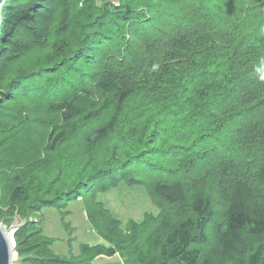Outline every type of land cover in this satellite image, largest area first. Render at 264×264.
<instances>
[{"label":"trees","instance_id":"16d2710c","mask_svg":"<svg viewBox=\"0 0 264 264\" xmlns=\"http://www.w3.org/2000/svg\"><path fill=\"white\" fill-rule=\"evenodd\" d=\"M0 35V221H22L24 263L118 254L123 264H264V0H4ZM86 48L102 57L83 71L81 104L13 93L37 69L76 66ZM90 80L111 95L94 98ZM42 103L57 120L40 115ZM101 113V125L79 132V116ZM213 156L225 169L204 188ZM109 168L113 188L145 178L131 185L146 187L159 212L123 221L107 209L90 181ZM216 193L226 211L204 250ZM79 197L104 242L65 256L37 213L64 217Z\"/></svg>","mask_w":264,"mask_h":264},{"label":"rangeland","instance_id":"374dc122","mask_svg":"<svg viewBox=\"0 0 264 264\" xmlns=\"http://www.w3.org/2000/svg\"><path fill=\"white\" fill-rule=\"evenodd\" d=\"M118 2V0H110ZM4 2V0H3ZM2 2V3H3ZM1 3V6H2ZM0 6V9H1ZM16 23L14 24V21L11 20V22L8 23L7 30L9 29V32H11L10 28H16ZM1 38V35H0ZM1 41V39H0ZM2 43L0 44L1 47ZM2 51H0V54ZM98 51H95V49H87L83 53V58L80 63L76 64L75 62H72L71 64H66V66L60 69L52 68H42L37 69L33 72H31L24 80H20L17 85H23V88H20V90L17 92V89H13V93L17 96L22 97V99L28 98L29 94H34L33 98L30 99H36L38 97L37 94H35V91H41L45 95H43V99L45 98H51L56 97L57 95H63L66 96L67 99L70 102H74L75 104H81V101L79 99V92H84V88H82V82L85 81V77L83 74V71L86 72H92L93 68H89L88 64L92 59L102 57L101 50L99 54H97ZM1 61V58H0ZM51 71V72H46ZM92 76V79H97L98 74L95 73L90 74ZM22 81V82H21ZM92 84H87V87H93V91L95 92L96 96L93 95L94 98L99 97L102 95L104 97L107 95L108 97L111 95V91H99L97 92V87L93 84L92 80H90ZM45 86V87H44ZM43 88V90L41 89ZM87 94V93H86ZM48 96V97H47ZM5 97V94H0V101L2 98ZM29 99V100H30ZM4 101V100H3ZM97 103H100L96 100ZM5 103V102H4ZM83 102L82 104H85ZM43 104V103H42ZM89 105V102L87 103ZM43 108L41 109L40 115H43L47 117L48 119L57 120L58 118L53 113V111L50 109V106L46 103L43 104ZM26 110H28V106H23ZM103 114L97 115L95 118H90L89 120L83 116L78 117V123H79V132L85 133L86 131H91L94 127L101 125L103 120H105ZM31 118V116H30ZM30 120V119H29ZM27 121V123L31 121ZM79 134H75V136L71 135V138L66 142L67 145H74L77 144V138ZM68 147V146H66ZM48 151L44 152L45 155H48ZM130 170H132L131 173L134 172L135 166L130 163L129 164ZM100 168L103 169V166ZM225 169V167L220 163L219 159H216L214 156L213 158H210V160H207L206 162V172H208L206 175L207 177L199 180V182H204L202 186L204 188H210L216 187L215 185L218 183L216 177L220 176V170ZM113 171V170H112ZM223 171V170H222ZM110 168L106 170L105 173H95L93 174V177H91L90 182H99L95 186L97 190L103 189L101 191H98L96 193V199L102 204L112 211L115 216L118 218L120 217L123 221L126 219H139L143 213L146 212H152L155 215L159 212V206L156 205L157 203L153 200V198L148 194V190L144 186L140 185H131V182H137V180H127L124 181H117V187L113 188L112 182H110L106 176L104 175H110ZM98 176V177H97ZM117 180L116 176H113L111 180ZM145 178H141L140 180L144 181ZM139 180V181H140ZM139 181L137 183H139ZM0 184V197L2 195V191L5 194V190L3 185ZM94 185V184H93ZM119 185V186H118ZM88 186V185H87ZM111 186V187H110ZM107 188V189H104ZM84 195V194H83ZM93 206V204H92ZM227 206V197L223 195L222 193H216L214 195V207H215V224L214 226H211L207 230L208 235V241L206 244H202V249H206L211 246V244L216 239V232L218 231V227L221 221H223V214H225ZM87 206L82 202V198L79 197L77 200L70 202L67 204V206L63 210H67V214L62 217L59 212L55 209H48L43 210L42 213H37L38 218L42 220V225L44 228V232L47 235L54 236L57 238L55 243V250L57 253L64 254L65 256H68L70 253L74 252L77 253L80 251V245L82 243H88L91 245H94L95 243H101L104 242L103 239L98 235V233L93 228L92 224L88 219H86L85 212L87 211ZM65 213V212H63ZM94 215V214H93ZM36 217V215H34ZM95 216V215H94ZM34 217V219H35ZM22 221L20 219H15L10 226H7L3 224L0 221V226L7 234L9 241L11 243L12 248V261L11 264H26L24 263V260L19 258L18 253L16 254L15 250V230L16 227L21 225ZM21 260V262H20ZM94 264H123L120 256L118 254H114L110 257L107 256H98L94 260Z\"/></svg>","mask_w":264,"mask_h":264},{"label":"water","instance_id":"95a60500","mask_svg":"<svg viewBox=\"0 0 264 264\" xmlns=\"http://www.w3.org/2000/svg\"><path fill=\"white\" fill-rule=\"evenodd\" d=\"M3 0H0V6ZM12 248L9 238L0 226V264H11Z\"/></svg>","mask_w":264,"mask_h":264},{"label":"crops","instance_id":"0c3cea01","mask_svg":"<svg viewBox=\"0 0 264 264\" xmlns=\"http://www.w3.org/2000/svg\"><path fill=\"white\" fill-rule=\"evenodd\" d=\"M85 216H86V219H88V218H87V215H86V212H85ZM139 219H140V218H139ZM137 220H138V219H137ZM122 263H123V262H122Z\"/></svg>","mask_w":264,"mask_h":264}]
</instances>
